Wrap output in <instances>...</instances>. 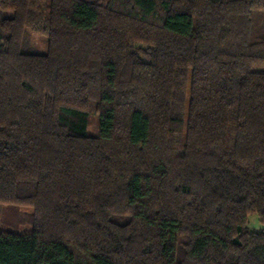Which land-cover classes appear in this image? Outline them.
Wrapping results in <instances>:
<instances>
[{"label": "trees", "instance_id": "1", "mask_svg": "<svg viewBox=\"0 0 264 264\" xmlns=\"http://www.w3.org/2000/svg\"><path fill=\"white\" fill-rule=\"evenodd\" d=\"M2 206L0 264H264V0H0Z\"/></svg>", "mask_w": 264, "mask_h": 264}, {"label": "rangeland", "instance_id": "2", "mask_svg": "<svg viewBox=\"0 0 264 264\" xmlns=\"http://www.w3.org/2000/svg\"><path fill=\"white\" fill-rule=\"evenodd\" d=\"M32 41L39 51H44V41L40 35H32ZM97 131V116L90 115L89 125L87 132L94 134ZM32 213L29 207H13L2 206L0 207V232H14L19 234L28 233L30 226L27 221L28 214ZM248 228L250 230L264 229V225L259 222L256 216L248 217Z\"/></svg>", "mask_w": 264, "mask_h": 264}]
</instances>
